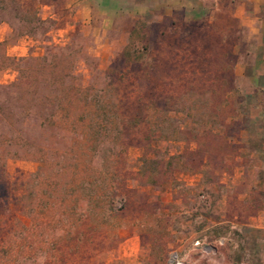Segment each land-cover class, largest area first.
<instances>
[{"label":"rangeland","instance_id":"rangeland-1","mask_svg":"<svg viewBox=\"0 0 264 264\" xmlns=\"http://www.w3.org/2000/svg\"><path fill=\"white\" fill-rule=\"evenodd\" d=\"M78 2L0 0V259L260 264L264 94L226 84L222 27L144 17L118 48Z\"/></svg>","mask_w":264,"mask_h":264},{"label":"crops","instance_id":"crops-1","mask_svg":"<svg viewBox=\"0 0 264 264\" xmlns=\"http://www.w3.org/2000/svg\"><path fill=\"white\" fill-rule=\"evenodd\" d=\"M80 17L89 23H98L107 32L121 34L116 42L118 48L126 45L137 22L144 17L161 16L171 18L178 12L183 21L193 16L201 18L213 27H222V32L212 31V42L216 43L218 56L239 58L226 69L231 75L249 78L251 87L264 94V0H79ZM215 33V34H214ZM217 37V38H214ZM215 48V47H214ZM229 83V79H228ZM250 97V95L246 96ZM258 117H264V107L257 105ZM256 113V112H255ZM259 153L264 155V128L259 129ZM226 136V137H225ZM221 134L226 148L234 142L233 136ZM232 139V140H231ZM232 141V142H231ZM248 152V151H247ZM244 148L236 151V160L241 161ZM250 167V166H248ZM258 169H264V162H258ZM240 175H238L239 177ZM244 183L252 190L258 187L260 205L250 215L248 228L258 249H264V175L257 178L245 177ZM256 193L249 192L241 199L255 200ZM251 238V236H250ZM261 254V253H260ZM264 264V260L260 261Z\"/></svg>","mask_w":264,"mask_h":264},{"label":"trees","instance_id":"trees-1","mask_svg":"<svg viewBox=\"0 0 264 264\" xmlns=\"http://www.w3.org/2000/svg\"><path fill=\"white\" fill-rule=\"evenodd\" d=\"M144 24L143 23H141V22H137V24H136V26H135V28H134V30L131 32V34L130 35H132V34H134L135 33V31L136 30H138V28L139 27H141V26H143ZM218 56V55H217ZM220 57H226V56H220ZM228 58V57H227ZM230 65H231V63H227V65H226V69L227 68H229L230 67ZM226 69H224L225 71H226ZM223 70V71H224ZM227 72V71H226ZM227 78L226 79H224L225 80V82H226V84L227 85H229V83H228V79H229V74H230V72H227ZM1 116V115H0ZM5 116H6V114H5ZM210 134V133H209ZM221 145H224L223 146V148H225V146H226V142L224 141V140H221ZM16 248H17V251L15 252V253H13L12 252V255H16V254H18L20 251H21V248H23L21 245H19V244H16V246H15ZM1 249H3V248H1ZM5 249V248H4ZM11 250V249H10ZM7 253V252H6ZM9 253H11V251L9 252ZM9 253H7V255L9 254ZM21 253V252H20ZM6 255V256H7ZM11 258H13V257H11ZM0 264H21V263H19V262H12L10 259H8V258H6V259H4V260H1L0 259Z\"/></svg>","mask_w":264,"mask_h":264}]
</instances>
